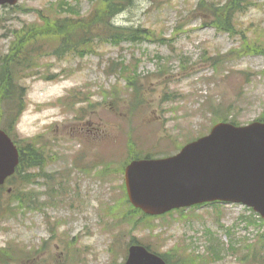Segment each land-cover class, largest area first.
Instances as JSON below:
<instances>
[{
  "label": "rangeland",
  "instance_id": "374dc122",
  "mask_svg": "<svg viewBox=\"0 0 264 264\" xmlns=\"http://www.w3.org/2000/svg\"><path fill=\"white\" fill-rule=\"evenodd\" d=\"M227 1L136 0L113 20L142 27L151 38L97 43L84 56L43 49L30 57L31 66L14 80L22 88L23 109L11 131L19 145L31 143L38 150L42 165L23 168L0 189V250L10 252L1 260L124 264L129 244L139 241L169 253L176 264L177 256H204L207 228L226 244L229 228L242 246L214 264H249L242 255L260 248L256 236L264 226L233 228L249 213L246 206L203 205L142 217L132 211L123 184L122 165L130 156L174 154L224 118L240 124L264 118V0H253L234 15V34L218 27L223 17L203 22L194 11L199 2ZM65 2L76 9L64 6L63 15L84 18L111 0H20L18 7L0 6V67L18 35L49 32L40 11ZM56 44L44 41L46 48ZM232 50L239 52L228 55ZM217 53L215 64L206 59ZM117 61L129 65L133 88L125 87L120 71L113 73Z\"/></svg>",
  "mask_w": 264,
  "mask_h": 264
},
{
  "label": "water",
  "instance_id": "95a60500",
  "mask_svg": "<svg viewBox=\"0 0 264 264\" xmlns=\"http://www.w3.org/2000/svg\"><path fill=\"white\" fill-rule=\"evenodd\" d=\"M18 0H0L15 4ZM19 152L0 130V185L14 173ZM125 182L130 201L157 215L206 201L242 202L264 217V122L216 124L210 134L162 159L132 161ZM125 264H167L145 246L129 248Z\"/></svg>",
  "mask_w": 264,
  "mask_h": 264
},
{
  "label": "trees",
  "instance_id": "16d2710c",
  "mask_svg": "<svg viewBox=\"0 0 264 264\" xmlns=\"http://www.w3.org/2000/svg\"><path fill=\"white\" fill-rule=\"evenodd\" d=\"M102 1V0H101ZM135 0H111L106 6L103 5L96 10L94 9L87 17L79 16L78 18H73L71 15H63L60 10L64 6H72L68 3L64 5H51L50 11H40L39 15L43 21L48 25V33H42L39 35H32L33 31H27L24 36L18 35V40L13 47V51L5 56V59L0 67V96L3 98L0 107V113L3 114L4 118L9 119L7 123L4 119L0 123L7 131L9 129L15 128L14 125L18 120L21 111L17 108L14 113L10 116L7 114L8 111L12 112L14 109L15 98V85L14 80L20 70L28 69L31 66V59L33 55L37 53H43L44 41L50 38V35L54 34L61 39L59 40L61 45L65 44L66 51L77 52L83 48L93 46L94 41L98 39H113L119 40L121 38H131L134 40H141L144 38H151L153 35L148 30L139 28H126L114 25L112 23V17L115 14H119L124 11L129 5L133 4ZM253 0H228L224 4H210L203 5L199 4L198 11L204 16L206 20H213L218 22V19L223 17V21L219 20L218 27L223 31H228L234 34L233 24L235 23V14L242 11L243 9H248ZM76 9V7L72 6ZM71 10V9H69ZM239 34V33H237ZM32 42V43H31ZM247 48H252V46L246 45ZM256 48V47H254ZM231 54H238L239 51L232 50ZM217 59H214V63ZM264 120V119H262ZM22 156L18 172L21 173V168L24 165H42L41 155L38 150L31 144L28 143L22 147ZM152 156V155H148ZM134 213H141L142 217H148L143 214L140 210L133 208ZM136 211V212H135ZM242 221H245L248 226H255L262 229L264 225V220L252 214L251 217H242ZM258 237L257 243L260 244V248L256 247L254 249L249 248L242 257V261L248 259L249 264H264V231L261 233L257 232ZM251 241L248 239L247 242ZM137 241H132V243ZM210 245L208 247L207 254L198 255L192 257V255H183L181 257L177 256L176 264H214L217 261H221L224 258L225 252L232 248V251L236 253L237 249L242 245L237 246V243L233 242L232 247L226 248L219 239L210 233L209 238ZM150 249H153L148 245ZM9 251L0 250V256L2 258L8 257ZM169 264L171 260L168 254L164 255ZM251 261V262H250ZM5 263V261L0 259V264Z\"/></svg>",
  "mask_w": 264,
  "mask_h": 264
}]
</instances>
